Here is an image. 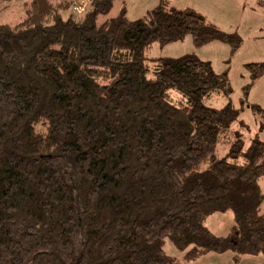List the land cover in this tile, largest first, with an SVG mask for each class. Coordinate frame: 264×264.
<instances>
[{
    "label": "trees",
    "instance_id": "trees-1",
    "mask_svg": "<svg viewBox=\"0 0 264 264\" xmlns=\"http://www.w3.org/2000/svg\"><path fill=\"white\" fill-rule=\"evenodd\" d=\"M13 1L21 17L0 23V264H180L166 238L188 260L264 253V123L247 144L225 72L194 52L145 54L187 35L234 52L241 36L164 0L133 20L110 15L114 0L0 11ZM246 68L245 97L264 61ZM214 93L227 103L206 105ZM217 212L233 213L222 236L205 224Z\"/></svg>",
    "mask_w": 264,
    "mask_h": 264
},
{
    "label": "rangeland",
    "instance_id": "rangeland-1",
    "mask_svg": "<svg viewBox=\"0 0 264 264\" xmlns=\"http://www.w3.org/2000/svg\"><path fill=\"white\" fill-rule=\"evenodd\" d=\"M161 0H114L111 16L117 15L123 7L127 19L133 20L142 17L145 12L159 4ZM253 0H164L167 5L184 8L189 7L199 12L206 20L216 24L220 29L230 30L238 33L242 38L240 47L232 52L228 44L226 47L213 45H203L206 49H201L204 59L211 62L212 69L216 73H226L227 79L232 88L230 100L232 104L240 108L239 120L247 125L244 128L246 143L258 131L261 123H264V111L257 112L250 108L257 104L264 110V74L253 81L247 96H244L243 86L251 82L250 74L246 64L251 61L264 60V39L263 33L259 30V25L264 24V10ZM264 2V0H263ZM258 5V7H256ZM21 3L13 1L9 3L6 10L0 11V23L14 24L21 17ZM82 11V10H80ZM78 11V12H80ZM222 30V29H221ZM224 31V30H223ZM256 37V38H254ZM217 42V41H212ZM202 47V46H200ZM200 47H195L190 35L183 40L168 43L160 46L153 42L145 48L148 58L178 57L187 53L197 52ZM204 50V51H203ZM243 100V103L242 101ZM228 99L222 95L214 93L205 100V104L214 108H219L227 103ZM233 125V130L242 129L240 121ZM38 131H44L42 126H37ZM264 137V130L261 133ZM228 150V144L218 145L216 154L222 156ZM264 187V178L260 181ZM264 211V207H263ZM206 226L216 235H225L233 224V213L217 212L205 222ZM163 249L169 257L176 259L180 264H264V253L256 255H241L240 259H235L233 251L223 253L209 252L193 260L185 257V251L178 249L169 238H166Z\"/></svg>",
    "mask_w": 264,
    "mask_h": 264
},
{
    "label": "crops",
    "instance_id": "crops-1",
    "mask_svg": "<svg viewBox=\"0 0 264 264\" xmlns=\"http://www.w3.org/2000/svg\"><path fill=\"white\" fill-rule=\"evenodd\" d=\"M122 1V0H121ZM208 2H210L211 0H207ZM256 1V3L257 4H259L261 7H262V9L264 10V2H263V0H255ZM251 2H253L254 3V0L253 1H251ZM156 6V5H155ZM256 7H258V5H256ZM259 27V30L261 31V32H263V33H260V34H263L262 35V37H260V38H263L264 39V24H262V25H259L258 26ZM221 29L222 30H224V31H226V29H223L222 27H221ZM226 32H230V30H228V31H226ZM254 38H256V37H254ZM217 43H220L221 45H223L224 47H226L225 46V44H223V43H221V42H209V43H207V44H205V45H213V46H216V47H220L219 46V44H217ZM204 47H208V46H202V47H200L198 50H197V52L195 53V55L197 56V57H199L200 59H202V60H206V59H204V57L201 55V49H206V48H204ZM204 51V50H203ZM261 61H264V60H261ZM251 62H256V61H251ZM249 63V62H248ZM263 132V131H262ZM262 132H260V138L262 139V140H264V137H262V135H261V133ZM262 186V189L264 190V187H263V185H261ZM263 207H264V203L262 204V212H264L263 211ZM208 219V218H207ZM222 236V235H221ZM208 254H213V253H208ZM205 255H207V254H205ZM204 256V255H203ZM240 257H241V255L238 257V259L237 260H239L240 259Z\"/></svg>",
    "mask_w": 264,
    "mask_h": 264
},
{
    "label": "built area",
    "instance_id": "built-area-1",
    "mask_svg": "<svg viewBox=\"0 0 264 264\" xmlns=\"http://www.w3.org/2000/svg\"><path fill=\"white\" fill-rule=\"evenodd\" d=\"M84 4H85V2H82V3L78 4V5H73V9H75L77 12L80 11V10H83L84 7H85Z\"/></svg>",
    "mask_w": 264,
    "mask_h": 264
}]
</instances>
